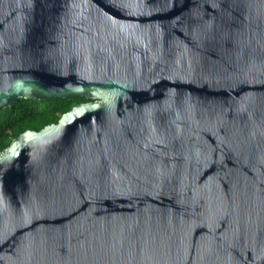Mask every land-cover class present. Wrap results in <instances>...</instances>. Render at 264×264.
Instances as JSON below:
<instances>
[{"label":"water","instance_id":"1","mask_svg":"<svg viewBox=\"0 0 264 264\" xmlns=\"http://www.w3.org/2000/svg\"><path fill=\"white\" fill-rule=\"evenodd\" d=\"M76 97L0 150V264H264V0H0V108Z\"/></svg>","mask_w":264,"mask_h":264},{"label":"trees","instance_id":"2","mask_svg":"<svg viewBox=\"0 0 264 264\" xmlns=\"http://www.w3.org/2000/svg\"><path fill=\"white\" fill-rule=\"evenodd\" d=\"M91 99L19 98L15 103L0 108V150L13 138L27 129L40 130L45 125L56 123L60 116L73 106Z\"/></svg>","mask_w":264,"mask_h":264},{"label":"clouds","instance_id":"3","mask_svg":"<svg viewBox=\"0 0 264 264\" xmlns=\"http://www.w3.org/2000/svg\"><path fill=\"white\" fill-rule=\"evenodd\" d=\"M21 87H23V84H22V82H17V84H16V88H17V90H19ZM26 90V89H25Z\"/></svg>","mask_w":264,"mask_h":264}]
</instances>
